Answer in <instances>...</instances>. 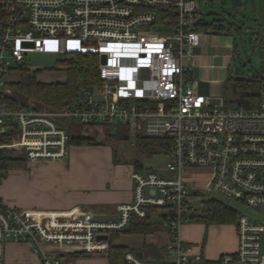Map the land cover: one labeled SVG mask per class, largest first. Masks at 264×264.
Returning <instances> with one entry per match:
<instances>
[{"label": "built area", "instance_id": "obj_1", "mask_svg": "<svg viewBox=\"0 0 264 264\" xmlns=\"http://www.w3.org/2000/svg\"><path fill=\"white\" fill-rule=\"evenodd\" d=\"M0 2L7 13L0 29V181L6 156L66 159L69 120L122 124L131 136L169 142L168 173L133 170L131 200L109 212L24 208L0 194V264H6L5 239L26 244L36 264H74L71 257L82 255L106 259L111 233L148 217L165 232L163 252L153 259L128 248L126 264H264V80L254 106L247 100L246 106L222 110L216 108L223 105L219 95V103L210 104L213 95L198 93L191 66L205 23L199 0ZM29 49L93 52L99 81L60 110L19 99L7 75L24 63ZM194 168L206 170L204 188L215 195L189 184ZM216 195L245 210L233 223L236 249L210 258L202 245L182 236V227Z\"/></svg>", "mask_w": 264, "mask_h": 264}, {"label": "rangeland", "instance_id": "obj_2", "mask_svg": "<svg viewBox=\"0 0 264 264\" xmlns=\"http://www.w3.org/2000/svg\"><path fill=\"white\" fill-rule=\"evenodd\" d=\"M201 17L207 23L206 31L215 32L217 40L229 41L232 46L227 69L222 72H200V66H195L194 77L198 79V91L202 95H219L223 100L222 106L218 109L228 110L238 107L239 91L232 83V79H250L252 76L264 77V0H243L242 6H233L229 0H199ZM222 26V28H219ZM257 53L260 56V65L248 60ZM69 53H62L47 49H29L25 54L23 62L28 69L40 81H62L65 77V69L62 60L68 57ZM226 75L228 79L225 80ZM20 77L19 68L11 69L7 78L11 83L16 82ZM71 134H83L90 136L93 140L91 144L73 145L69 147L68 161L70 165L88 168L90 171H100L103 168L117 167L123 176L135 169L153 168L161 172L168 173L165 163L167 154L163 150L148 151L136 147L134 136H131L122 124L113 126L82 125L71 120L67 121ZM117 133L129 137H113L110 134ZM126 131V132H125ZM67 159V158H66ZM65 160V159H64ZM51 160L26 161L22 167L11 168L6 173L9 175L18 174L10 189V198L15 203L31 204L43 206L52 200L51 194L55 187L47 178H35L38 171L32 164L46 163ZM56 163H59L56 160ZM65 163V164H66ZM79 169V168H78ZM25 171L24 177L19 174ZM19 171V172H17ZM30 172L29 175L27 172ZM40 172V171H39ZM190 174L194 177L189 179V184L198 185L207 195H215L204 188L206 170L190 169ZM31 174V176H30ZM4 179V177H2ZM1 179V182H2ZM0 182V183H1ZM220 200L223 198L219 195ZM225 201V200H223ZM231 207H236L237 212L245 209L231 201H225ZM20 204V205H21ZM15 205L18 207H23ZM157 219V217H154ZM198 216L194 218L195 229L203 232L202 239L198 243L202 245L204 255H211L216 258L220 254L226 253L235 247L234 230L229 227L233 223H209L201 224ZM192 223V222H191ZM189 224H185V227ZM205 225V226H204ZM198 226V227H196ZM160 224L156 229H161ZM152 234L126 235L119 233L114 239V243L126 245L130 249H142L144 256L153 259L158 258L159 252L163 251V246H153L149 242ZM155 235V234H153ZM194 242V240L192 241ZM262 249H264V235L261 237ZM208 256V255H206ZM6 264H36L37 257L29 251L28 246L22 243L13 242L11 239L4 241V257ZM74 264H105L102 256L83 255L82 257H71Z\"/></svg>", "mask_w": 264, "mask_h": 264}, {"label": "crops", "instance_id": "obj_3", "mask_svg": "<svg viewBox=\"0 0 264 264\" xmlns=\"http://www.w3.org/2000/svg\"><path fill=\"white\" fill-rule=\"evenodd\" d=\"M206 25H204L203 33L200 37V43L194 49L191 66V73L193 76V69H195L196 65L201 67L200 72L202 74H205L207 71L211 72V70L216 73L224 71V69H227L230 57L232 55V46L230 42L217 40V34L215 32H207L205 27ZM251 54L256 55L257 53L251 52ZM215 55L222 57L220 64L213 63V57ZM57 161L59 163H56V160H51V162L36 163L34 165L32 164V168L34 167L38 171V174H32L34 177L33 179L47 178L51 183L54 184L56 189L54 190V193L51 194L52 200L49 203H46V205L35 206L31 204H17L15 201H12L9 196L10 189L13 187V181L19 176L16 173L12 175L9 174L11 172H15V170H11L4 177V179H2V182L0 181V194L10 204H21L20 206H23L24 208L67 210L74 207H84L94 213L112 211L118 203L131 200L133 187V180L130 176L131 172L127 173L126 176H123L117 167L109 169L107 167H102L100 171H90L86 167L82 168L80 165L76 167V165L74 166L66 163V161H68V157L65 160ZM24 173L26 172L22 170L21 174H19L21 178L24 177ZM29 173L30 172L28 171L27 174L29 175ZM153 223L155 224V227L158 225L154 220ZM188 224V226L185 227L184 225L182 227V236L189 241L194 240L196 243L198 240H200L199 238L202 239L203 232L201 230L195 229L193 222ZM229 227L234 230L235 234L233 224L229 225ZM119 233H124L129 236L152 234L151 239L149 240L151 245L165 247L166 235L163 228L159 230H155L154 228V230L146 233L133 232L130 230V228H127L125 231ZM234 238L235 247L228 252H233L236 249V234ZM123 246L128 249V246ZM136 251H141L143 253L142 249H137ZM162 252L160 251L158 256H160ZM206 255H208L207 257L211 256L207 253ZM104 260L105 264H107V259Z\"/></svg>", "mask_w": 264, "mask_h": 264}, {"label": "trees", "instance_id": "obj_4", "mask_svg": "<svg viewBox=\"0 0 264 264\" xmlns=\"http://www.w3.org/2000/svg\"><path fill=\"white\" fill-rule=\"evenodd\" d=\"M6 20L7 13L0 2V29L5 24ZM203 24L206 25L207 23ZM219 28H222V26ZM61 62L65 66V77L62 81L37 80L25 63L20 64V77L16 82L11 83L15 97L25 100L31 99L35 102L36 106L40 108L60 110L67 104L76 101L82 89L99 81L97 55L95 53L75 51ZM227 79L228 75H226L225 80ZM263 80L264 77L254 75L250 79H232V83L236 89H240L239 94L244 93L243 97L249 101V104L254 106L257 104L258 89ZM110 135L113 137H129L127 133L125 135H120L117 133V130ZM132 139L136 147L144 151L163 150L167 152L169 150V142L163 138H150L138 133L135 134ZM68 142L71 146L91 144L93 140L87 135L70 134ZM25 162L26 160L21 157L6 156L1 164L2 177L7 175L6 172L9 169L22 167ZM197 216L200 219L199 221L205 224L234 223L237 218V210L220 199L212 198L205 201L204 207L201 208L192 220ZM130 226L129 228L131 231L139 233H146L155 228V224L151 217L133 220ZM118 234L119 232L111 233L109 248L106 254L107 264H126L123 259V252L126 250V247L114 243V239Z\"/></svg>", "mask_w": 264, "mask_h": 264}, {"label": "water", "instance_id": "obj_5", "mask_svg": "<svg viewBox=\"0 0 264 264\" xmlns=\"http://www.w3.org/2000/svg\"><path fill=\"white\" fill-rule=\"evenodd\" d=\"M230 3L233 5V6H242L243 4V0H229ZM23 45H33V42L31 41H23L22 42ZM253 60L254 63H257L258 65H260V56L258 55H254L252 57H249L248 60ZM100 60L102 62L105 61V56L104 55H101L100 57ZM222 61V57L221 56H218V55H215L213 57V63L214 64H220ZM244 93H240L239 94V99H238V104L239 105H242V106H246L247 105V99L243 97ZM80 96H83V94L81 93ZM209 103L210 104H218L219 103V98L218 97H215V96H211L209 97ZM104 216H109V215H101V214H96L95 217H104ZM98 237H106V235H99ZM137 254L138 255H141L142 252L141 251H137Z\"/></svg>", "mask_w": 264, "mask_h": 264}]
</instances>
